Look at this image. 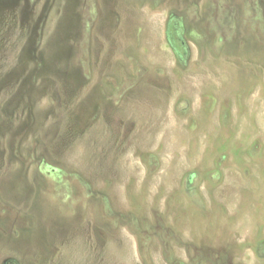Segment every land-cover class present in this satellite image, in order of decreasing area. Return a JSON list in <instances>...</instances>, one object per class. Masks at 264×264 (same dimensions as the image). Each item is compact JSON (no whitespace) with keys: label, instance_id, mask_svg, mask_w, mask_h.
I'll return each mask as SVG.
<instances>
[{"label":"rangeland","instance_id":"374dc122","mask_svg":"<svg viewBox=\"0 0 264 264\" xmlns=\"http://www.w3.org/2000/svg\"><path fill=\"white\" fill-rule=\"evenodd\" d=\"M0 264H264V0H0Z\"/></svg>","mask_w":264,"mask_h":264},{"label":"flooded vegetation","instance_id":"af4514ba","mask_svg":"<svg viewBox=\"0 0 264 264\" xmlns=\"http://www.w3.org/2000/svg\"><path fill=\"white\" fill-rule=\"evenodd\" d=\"M171 42H172V40H170ZM178 50V55H179V52H181V53H184V50H185V48L182 46V47H180V48H177ZM180 53V54H181ZM180 56V55H179Z\"/></svg>","mask_w":264,"mask_h":264}]
</instances>
